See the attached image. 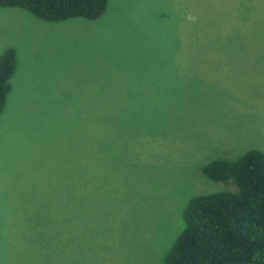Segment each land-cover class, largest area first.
<instances>
[{"label": "rangeland", "instance_id": "374dc122", "mask_svg": "<svg viewBox=\"0 0 264 264\" xmlns=\"http://www.w3.org/2000/svg\"><path fill=\"white\" fill-rule=\"evenodd\" d=\"M197 13L255 60L210 61L224 45L203 30L191 47L208 55H188ZM7 47L17 67L0 113V264H27L24 239L66 204L69 264H166L188 200L234 189L203 165L264 152V0H108L97 20L62 21L0 7ZM12 237L24 245L11 255Z\"/></svg>", "mask_w": 264, "mask_h": 264}, {"label": "trees", "instance_id": "16d2710c", "mask_svg": "<svg viewBox=\"0 0 264 264\" xmlns=\"http://www.w3.org/2000/svg\"><path fill=\"white\" fill-rule=\"evenodd\" d=\"M107 6L108 0H0V7L21 8L45 21L97 20L104 15ZM198 21H202L201 17L192 22V27H187L190 48L187 53L203 51L202 46L197 52L191 47L192 42L199 43L193 39V33L203 30L207 36L212 35L209 40L224 45L218 54H243L245 49L240 40L234 42L232 37L234 43L231 45L226 40V45L223 38L217 37L218 31L209 25L197 28ZM16 67L15 49L5 48L0 54V113L11 90L10 78ZM202 173L213 181H229L234 189L197 194L188 200L183 210L184 227L166 253L165 263L264 264V152L250 149L235 159L214 158L203 165ZM54 217L55 223L43 219L41 232L24 239L27 249L36 252L27 259L22 256L20 262L69 264L70 240L66 232L69 233L72 221L70 205H58ZM55 225L66 231L62 239ZM10 241L12 255V250L23 240L12 237Z\"/></svg>", "mask_w": 264, "mask_h": 264}, {"label": "crops", "instance_id": "0c3cea01", "mask_svg": "<svg viewBox=\"0 0 264 264\" xmlns=\"http://www.w3.org/2000/svg\"><path fill=\"white\" fill-rule=\"evenodd\" d=\"M187 15V14H186ZM190 16L194 19V20H196V19H198L199 17H201V19H202V16H200V14L199 13H197L196 15H193V14H189L188 15V20H187V22L189 21V19H190ZM215 16V15H214ZM195 17V18H194ZM205 18V17H204ZM216 18V17H215ZM217 19V18H216ZM220 19V18H219ZM240 19L243 21L244 20V18L243 17H241L240 16ZM210 20H212V18H210ZM204 21V19H202V21H198V22H203ZM217 22H218V19H217ZM197 28H199L198 26H197ZM189 38V36H187V38H186V40ZM189 44V43H188ZM188 55H189V53H187ZM205 55H208V54H192V56H205ZM209 56H214L213 58H218V59H216V60H210V61H227L226 59H228V58H236L238 61L239 60H242V59H246V62L245 63H248L247 61H249V60H255V59H247V57H244L243 55H241V54H238V55H225V54H212V55H209ZM244 63V62H243Z\"/></svg>", "mask_w": 264, "mask_h": 264}]
</instances>
